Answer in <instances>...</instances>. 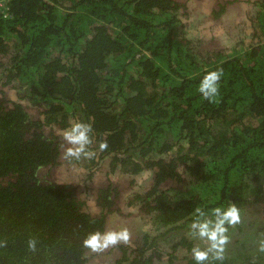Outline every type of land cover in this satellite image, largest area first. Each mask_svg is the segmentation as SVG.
Here are the masks:
<instances>
[{"label":"trees","instance_id":"trees-1","mask_svg":"<svg viewBox=\"0 0 264 264\" xmlns=\"http://www.w3.org/2000/svg\"><path fill=\"white\" fill-rule=\"evenodd\" d=\"M241 1L214 0L207 9V20L230 34L227 47L188 36L190 0L4 2L0 264H91L95 253L83 239L123 220L117 186L92 185V213L78 184L54 172L66 162L106 160L109 175L131 184L145 176L129 204L148 223L138 240L102 254L110 264H195L191 249L207 246L189 235L195 209L210 217L230 204L241 221L229 228L224 259L210 264H264V0L249 1V42L237 37V25H225ZM218 68L210 103L198 87ZM74 121L91 124L95 157L63 159V132Z\"/></svg>","mask_w":264,"mask_h":264},{"label":"rangeland","instance_id":"rangeland-1","mask_svg":"<svg viewBox=\"0 0 264 264\" xmlns=\"http://www.w3.org/2000/svg\"><path fill=\"white\" fill-rule=\"evenodd\" d=\"M213 1L214 0H190V16L183 19L184 23H187V34L189 37L192 36L197 39H202L203 42H206L205 44H208V42L210 44L212 42L216 46L227 47L230 41V34L227 29L225 28V30L223 26L207 20L209 17L207 9ZM249 1L251 0H242L240 2V9H238V15L236 16L233 12H231L232 15L225 22V25H237L241 30V33H239L237 37L241 36L242 39H245L247 42L252 39V30L250 26L252 24V20L250 18L254 15L253 10L255 9L254 6L250 5ZM235 12H237V10ZM233 21H235L236 24L233 23ZM212 37L214 38L212 39ZM12 97L15 98V95ZM80 163L83 164L82 161ZM108 163L109 162L107 160L106 162L100 161L99 166H94L90 161H84L83 165H76L74 162H66L54 172L55 179H61V181L71 180L76 182L81 191L84 192V197L87 198V209L92 213H96L98 207L95 196H93V190H90L92 185H103L107 181H111L115 186H117V190L115 191V193L118 191L117 207L121 209V212H123V220L122 216L120 219L115 218L114 221L113 219L110 220L108 222L107 230L119 231L121 228H127L131 234V239L136 241L139 239V236H142L143 230L148 227V223L146 218H141V215L138 213V208L130 205L129 201L131 199L130 194L136 189L141 188L140 186L143 180H145V176L143 174L136 175L134 183L131 184L130 177L125 176L124 174L114 176L106 173L107 170L109 172ZM91 172H94L93 177H89ZM113 214H116V212ZM260 222L261 224L259 223V225L264 224L262 219H260ZM262 228L263 226H261V229ZM180 233L181 232H179V234ZM179 237L180 236H177V238ZM257 237L258 234L256 233L251 240H255ZM194 241L197 244L206 245L205 242L198 239H194ZM161 244L169 248L170 241L164 240L161 241ZM109 249L105 252L108 253ZM105 252L95 254L91 264H110V261L106 257L103 258L104 255L102 254H105ZM178 253L181 255L180 251ZM96 256H99V258L97 259ZM96 259L97 262L95 261Z\"/></svg>","mask_w":264,"mask_h":264},{"label":"clouds","instance_id":"clouds-1","mask_svg":"<svg viewBox=\"0 0 264 264\" xmlns=\"http://www.w3.org/2000/svg\"><path fill=\"white\" fill-rule=\"evenodd\" d=\"M223 76V69L218 68L207 72L200 81L198 91L201 96L210 103L215 102L219 94V83ZM92 126L89 123L74 121L71 126L64 130L63 140L69 145L64 149L63 159L79 161L81 158L91 159L96 152L90 149L92 139L90 133ZM108 143L106 140L98 145L99 151H106ZM196 218L190 225L189 235L206 243L205 248L199 245L191 249L192 258L195 264H210L211 261H222L226 246L230 242L228 235L229 228H234L241 221L240 211L235 204H230L226 209L215 207L211 209V216L206 215L201 208L195 209ZM131 234L127 228L119 231L106 230L89 233L82 241V246L90 252L100 254L111 247L120 244H129ZM6 241H0V247H4ZM29 251H37V240L30 238L27 241ZM259 250L264 252V241L260 242Z\"/></svg>","mask_w":264,"mask_h":264},{"label":"built area","instance_id":"built-area-1","mask_svg":"<svg viewBox=\"0 0 264 264\" xmlns=\"http://www.w3.org/2000/svg\"><path fill=\"white\" fill-rule=\"evenodd\" d=\"M5 1H6V0H0V7L4 5V2H5Z\"/></svg>","mask_w":264,"mask_h":264},{"label":"bare ground","instance_id":"bare-ground-1","mask_svg":"<svg viewBox=\"0 0 264 264\" xmlns=\"http://www.w3.org/2000/svg\"><path fill=\"white\" fill-rule=\"evenodd\" d=\"M241 6V5H240ZM240 12V11H239Z\"/></svg>","mask_w":264,"mask_h":264},{"label":"flooded vegetation","instance_id":"flooded-vegetation-1","mask_svg":"<svg viewBox=\"0 0 264 264\" xmlns=\"http://www.w3.org/2000/svg\"><path fill=\"white\" fill-rule=\"evenodd\" d=\"M110 255H112V254H110Z\"/></svg>","mask_w":264,"mask_h":264}]
</instances>
